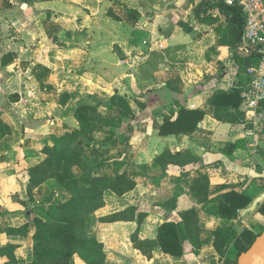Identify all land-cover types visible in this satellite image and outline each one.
I'll use <instances>...</instances> for the list:
<instances>
[{"label":"crops","instance_id":"1","mask_svg":"<svg viewBox=\"0 0 264 264\" xmlns=\"http://www.w3.org/2000/svg\"><path fill=\"white\" fill-rule=\"evenodd\" d=\"M230 17L211 0H0V121L14 132L0 139V227L20 226L35 209L46 212L68 199L50 178L32 191L35 206L19 203L27 198L28 168L44 158L42 148L52 144L51 136L77 129L75 109L93 104L112 120L78 137L77 149L92 174L113 176L124 160L136 182L120 196L106 191L93 212L105 263L224 264L214 231L230 226L240 233L264 223L258 212L264 202V124L253 123L254 109L242 101V54ZM233 91L240 104H214L217 95ZM181 107L204 112L198 127L161 135L164 119H174ZM165 149L195 161L163 170L154 160ZM73 171L80 175L82 169ZM202 175L209 181L208 210L188 190ZM229 191L251 197L230 218L216 214L212 202ZM171 197H177L175 210L167 206ZM191 206L202 227L200 248L185 240L180 257L155 249L147 258L134 247L136 230L141 240L155 239L164 221H179L178 209ZM120 212L116 220L104 219ZM30 236L14 241L30 243L26 264Z\"/></svg>","mask_w":264,"mask_h":264},{"label":"trees","instance_id":"2","mask_svg":"<svg viewBox=\"0 0 264 264\" xmlns=\"http://www.w3.org/2000/svg\"><path fill=\"white\" fill-rule=\"evenodd\" d=\"M211 1L216 7L225 8L231 14L230 34L234 37L235 43H241L244 15L239 7L225 5L223 0ZM237 58L238 70L244 74L245 68L252 63L254 57L241 55ZM243 79L246 81L245 76ZM240 102L241 98L236 91L220 93L214 99L216 106H223L225 109L229 106H237ZM75 116L79 127L61 136H51L52 144H45L41 150L44 158L28 168L30 178L26 191L27 198L19 201L24 207L36 205L32 191L50 178H54L59 186L66 189L69 194L67 200L51 204L46 212L35 209L37 213L30 221L25 222L24 226H28V230L22 236L27 237L31 231L33 240L30 264H106L103 244L92 230L93 212L104 204L106 191L120 196L132 190L136 184L135 179L127 170L128 163L124 160L118 161L113 176L92 174L91 164L76 147L75 141L78 137L97 129H103L105 124L112 120L111 117L102 114L98 111L97 105L93 104L79 105L75 109ZM203 117L202 110H189L181 107L174 119L171 117L164 119L159 133L161 135L191 133L198 127ZM13 135L14 132L0 121V139L12 138ZM192 161H195L192 155L185 154V152L172 153L165 149L155 157L154 165L163 170H169L172 166L181 168L186 162ZM74 166L81 167L80 175L74 173ZM208 182L207 175H202L196 178L191 186H188L190 194L206 210L209 209L211 202L208 199ZM250 201L251 197L246 192L229 191L218 195L212 202H216L213 206L216 214L230 218L236 216L237 211L245 208ZM167 206L175 210L178 206L177 197L169 198ZM1 207L0 202V210ZM258 212L264 215V202L259 206ZM120 215L121 212L104 219L112 221L118 219ZM178 215L179 221H164L160 225L155 239L141 240L136 230L131 235L134 247L147 258L151 257L155 249L180 257L183 255L185 240L192 248H200L202 227L196 208L194 206L180 208ZM140 217L141 214L138 215V221ZM30 227H34V230L29 229ZM7 229H9L7 226L6 229L0 227V234ZM263 230L264 227L259 233H255L251 229L244 228L238 233L230 226L218 227L214 231L215 246L225 257L224 264H229L233 259L231 255H228L231 249L236 257L231 264H237L239 255L251 246ZM5 241L6 243H3L0 237V264H10V261L15 258V255L12 258L9 256L4 258L2 248L10 245V241Z\"/></svg>","mask_w":264,"mask_h":264},{"label":"built area","instance_id":"3","mask_svg":"<svg viewBox=\"0 0 264 264\" xmlns=\"http://www.w3.org/2000/svg\"><path fill=\"white\" fill-rule=\"evenodd\" d=\"M237 5L244 15L241 43L242 56L254 60L244 70L246 81L241 92L243 103L254 109L253 123L264 124V0H223Z\"/></svg>","mask_w":264,"mask_h":264},{"label":"rangeland","instance_id":"4","mask_svg":"<svg viewBox=\"0 0 264 264\" xmlns=\"http://www.w3.org/2000/svg\"><path fill=\"white\" fill-rule=\"evenodd\" d=\"M244 83H245V81H244ZM31 219H32V217L30 218V220ZM24 224L25 223L21 224L20 226H7V228H9V229L3 230L0 234V237L3 240V243H6L5 240L10 241L9 246L2 248L4 258H6L8 256L10 258H12L15 255V258L13 259V261L12 260L10 261V264H26L25 257H30V254H28V251H29L28 248H29L30 243L27 244V247H25L23 245V243H21V245L14 243V241L15 242L18 241L17 239H19V238L22 240V237H23L22 234L27 232L28 226H26V225L24 226ZM257 224L258 225L260 224V226L255 227V225H250V227L253 228V230L255 229L256 233H259L262 230V228L264 227V223L263 222H257ZM4 228L6 229V227H4ZM29 229L34 230V227H30ZM29 233H30V231H29ZM30 234H28V235H30ZM28 235H27V237H28ZM30 238H31V236H30ZM32 244H33V240H32ZM27 254H28V256H26ZM228 255H231L233 258L229 262V264H231L234 261V259L236 258L232 249L228 252ZM17 256L19 258L16 259ZM31 256H32V254H31Z\"/></svg>","mask_w":264,"mask_h":264},{"label":"water","instance_id":"5","mask_svg":"<svg viewBox=\"0 0 264 264\" xmlns=\"http://www.w3.org/2000/svg\"><path fill=\"white\" fill-rule=\"evenodd\" d=\"M237 264H264V230L237 259Z\"/></svg>","mask_w":264,"mask_h":264}]
</instances>
